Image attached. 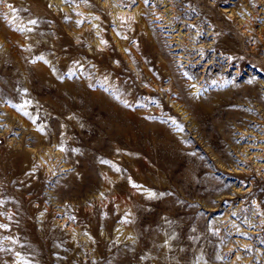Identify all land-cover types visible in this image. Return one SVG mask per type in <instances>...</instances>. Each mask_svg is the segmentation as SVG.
Returning <instances> with one entry per match:
<instances>
[{"label":"rangeland","instance_id":"1","mask_svg":"<svg viewBox=\"0 0 264 264\" xmlns=\"http://www.w3.org/2000/svg\"><path fill=\"white\" fill-rule=\"evenodd\" d=\"M0 226V264H264V0L0 2Z\"/></svg>","mask_w":264,"mask_h":264},{"label":"bare ground","instance_id":"2","mask_svg":"<svg viewBox=\"0 0 264 264\" xmlns=\"http://www.w3.org/2000/svg\"><path fill=\"white\" fill-rule=\"evenodd\" d=\"M139 8H140V7L135 8V9L133 10L132 13L138 15L139 12H141ZM141 9H142V8H141ZM129 11H130V10H129ZM126 12H127V10L123 9L122 7H119V8H115V10H114V14H113V15L116 17L117 14H125ZM136 15H134V16L136 17ZM121 16H122V15H121ZM115 19L117 20V17H116ZM3 22H4V21H3ZM4 23H5V22H4ZM14 24H15V23H14ZM14 24H12V26H13ZM117 24H118V23H117ZM14 26H15V25H14ZM16 26H17V24H16ZM116 26H117V25H116ZM18 27H19V26H18ZM117 27H118V26H117ZM13 29H14V28H13ZM9 30H10V29H9ZM11 32H12V31H11ZM1 34H2V33H1ZM14 34H15V33H14ZM115 36H116V35H115ZM116 40L119 41L120 47L123 48L124 38L117 37ZM97 42H98V41H97ZM98 43H99V42H98ZM178 44H179V43H178ZM182 44H183V43H182ZM179 46H180V45H179ZM181 48H182V47H181ZM178 49H179V48H178ZM182 49H183V48H182ZM197 50H198V49H197ZM201 51H203V50H201ZM123 52L126 53V50H123ZM182 52H183V51H182ZM183 53H184V52H183ZM201 54H202V53H201ZM179 55H181V54H179ZM180 59H181V58H180ZM180 63H181V62H180ZM179 66H180V65H179ZM181 66H182V65H181ZM165 68L168 70L167 67H165ZM169 69H170V67H169ZM170 73L173 74V72H170ZM181 75H182V74H181ZM182 78H183V76H182ZM195 88H196V87H195ZM196 89H197V88H196ZM173 102H174V100H173ZM174 103H175V102H174ZM5 104H7V103H5ZM8 104H9V103H8ZM7 106H8V105H7ZM9 106H10V104H9ZM9 106H8V107H9ZM8 107H7V108H8ZM12 107H13V106H12ZM13 109H14V108H13ZM22 110H23V109H22ZM8 111H9V110H8ZM12 112H13V111H12ZM12 112H11V113H12ZM15 112H16V110H15ZM17 113H18V112H17ZM13 115H14V114H13ZM16 115H17V114H16ZM17 116H18V115H17ZM19 119H20V118H19ZM256 136H257V135H256ZM259 136H260V135H259ZM257 139H258V137H257ZM257 139H256V140H257ZM254 140H255V139H254ZM258 141H259V140H258ZM258 141H257V142H258ZM251 142H252V141H251ZM249 143H250V142H249ZM250 145H251V144H250ZM254 146H255V145H254ZM257 146H258V145H257ZM249 147H250V146H249ZM251 147H252V145H251ZM257 148H258V147H257ZM248 149H250V148H248ZM258 149H259V148H258ZM259 150H261V149H259ZM246 155H247V154H246ZM247 156H248V155H247ZM240 158H241V157H240ZM248 158H249V157H248ZM248 158H247V159H248ZM247 159H246V161H248ZM242 160H243V159H242ZM260 162H261V161H260ZM260 162H259V163H260ZM255 163H256V162H255ZM259 163H258V164H259ZM262 163H263V162H262ZM243 164H245V163H243ZM247 164H248V163H247ZM260 164H261V163H260ZM262 165H263V164H262ZM257 167H258V166H257ZM259 167H260V165H259ZM261 167H262V166H261ZM259 170H260V169H259ZM119 234H121V232H120ZM119 234H118V235H119Z\"/></svg>","mask_w":264,"mask_h":264},{"label":"snow or ice","instance_id":"3","mask_svg":"<svg viewBox=\"0 0 264 264\" xmlns=\"http://www.w3.org/2000/svg\"><path fill=\"white\" fill-rule=\"evenodd\" d=\"M0 2H3V0H0ZM10 7H11V6H10ZM30 23L34 25V24L37 23V21H36V20H31ZM18 30L23 31V29H18ZM25 115H27V113H25ZM61 150H63V149H61ZM101 163H109V162H108V161H101ZM115 170L119 171V169H115ZM130 183H132V186H133L134 188L142 187V186H137V185H135V183L132 182L131 180H130ZM0 227H2V226H0Z\"/></svg>","mask_w":264,"mask_h":264}]
</instances>
